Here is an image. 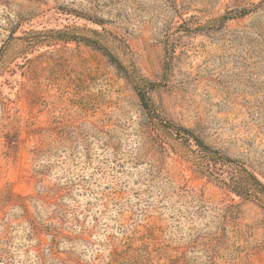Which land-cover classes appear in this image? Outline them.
Returning <instances> with one entry per match:
<instances>
[{"label":"rangeland","instance_id":"rangeland-1","mask_svg":"<svg viewBox=\"0 0 264 264\" xmlns=\"http://www.w3.org/2000/svg\"><path fill=\"white\" fill-rule=\"evenodd\" d=\"M236 164L264 190V0H0V264H264Z\"/></svg>","mask_w":264,"mask_h":264},{"label":"trees","instance_id":"trees-1","mask_svg":"<svg viewBox=\"0 0 264 264\" xmlns=\"http://www.w3.org/2000/svg\"><path fill=\"white\" fill-rule=\"evenodd\" d=\"M223 18H228V16H223ZM88 41L92 45H95L98 48H102V46L100 44H98L97 41H92V40H88ZM108 55H110V54H108ZM116 63H117L118 66H120V64H118V62H116ZM138 95H139V98H140L142 106L144 107L145 110H147L148 109V104H147L145 95L142 94V93H138ZM163 126L165 128H167V129L168 128L172 129L177 134H182L183 133V134L188 135V137H190L195 142V144L197 146H199L200 148H202L205 152H207V153H215V152L211 151L209 146L204 144V142L199 137H197L194 134L190 133L186 128H184L182 126H176V125H174V124H172L170 122H165L163 124ZM217 155H220V154H217ZM219 158H220V161L222 163H226V162L232 163V162H234L232 159H230L228 156H226L224 154L220 155ZM236 166L240 168V170L243 172V176L247 180L253 182L258 187L259 190L261 189V191H264V190H262L263 189L262 185L259 183V181L250 172H248L246 169L242 168V166H240L239 164H236Z\"/></svg>","mask_w":264,"mask_h":264}]
</instances>
